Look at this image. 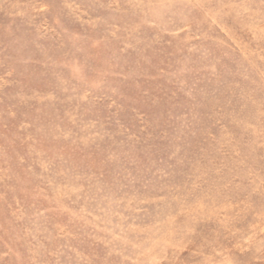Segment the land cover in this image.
<instances>
[{
	"label": "rangeland",
	"instance_id": "1",
	"mask_svg": "<svg viewBox=\"0 0 264 264\" xmlns=\"http://www.w3.org/2000/svg\"><path fill=\"white\" fill-rule=\"evenodd\" d=\"M0 264H264V0H0Z\"/></svg>",
	"mask_w": 264,
	"mask_h": 264
}]
</instances>
